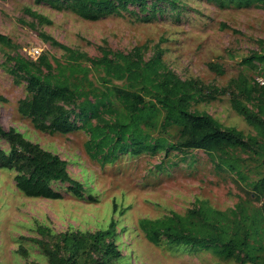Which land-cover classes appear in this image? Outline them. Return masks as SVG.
<instances>
[{"label":"rangeland","instance_id":"obj_1","mask_svg":"<svg viewBox=\"0 0 264 264\" xmlns=\"http://www.w3.org/2000/svg\"><path fill=\"white\" fill-rule=\"evenodd\" d=\"M26 7L43 13L52 22L32 27L30 23L36 19ZM128 7L138 9L133 4ZM162 8L163 12L157 11L149 21L129 11L90 20L45 2L0 0V33L12 43L0 40V123L19 128L28 138L60 154L67 160L70 174L85 186L83 198L59 180L52 185L61 191V198L29 196L17 187L15 170L0 168V264H48L47 255L33 239L40 237L38 224L56 232L96 230L107 227L113 218L117 221L116 241L124 254L118 264H256L225 258L204 248L155 244L141 229L139 219L171 211L185 213L200 199L221 210L243 203L250 215L260 209L264 217V198L250 183L264 174V157L240 153L246 158L242 162L247 173L244 180L236 172L217 169L211 156L198 148L121 153L115 162L102 165L87 152L89 135L83 129L69 133L41 131L18 111L19 100L28 95L26 81L10 72L7 54L19 51L33 57L35 47L39 55L47 53L52 59L64 54L62 47L44 41L40 30L93 56L100 54L102 44L129 51L148 43L149 57L153 45L160 43L166 63L181 77L198 78L217 87H226L241 76L251 80L264 70V61L256 62V67L241 63L253 52L264 54V6L221 7L212 0H179L176 7L163 3ZM212 61L222 63L225 72L212 70ZM193 108L208 111L224 125L246 135L257 134L254 125L233 108L229 94L201 101ZM173 133L176 135L175 128ZM0 147L10 149L5 139H0ZM261 225L264 229V221ZM253 242L262 245L259 264H264V236ZM20 245L27 248V255L19 251Z\"/></svg>","mask_w":264,"mask_h":264},{"label":"trees","instance_id":"obj_2","mask_svg":"<svg viewBox=\"0 0 264 264\" xmlns=\"http://www.w3.org/2000/svg\"><path fill=\"white\" fill-rule=\"evenodd\" d=\"M223 6H264V0H212ZM60 10H71L83 18L96 20L112 13L129 11L136 18L149 21L162 4L176 7L179 0H36ZM133 4L138 9H129ZM37 23L52 20L30 7L25 8ZM44 41L58 45L64 54L52 59L42 53L37 58L21 52L7 54L10 72L26 81L28 95L18 102V111L32 120L35 128L50 133H69L83 129L89 135L85 146L89 155L102 165L115 162L121 153L139 155L159 150L203 149L213 159L217 169L236 172L246 179L241 152L264 157V85L255 77L241 76L226 87L206 84L203 80L181 77L164 59L160 43L153 45L147 57L148 43L135 45L129 51L99 45L100 54L60 42L45 30ZM0 40H11L0 33ZM264 54L253 52L241 63L256 67ZM209 67L223 74L220 62ZM230 95L233 108L257 130L246 135L242 130L224 125L208 111L193 105L219 95ZM176 129V135L173 133ZM0 139L8 141L10 149L0 147V168L15 170L17 187L26 195L61 198L53 181L69 184L72 193L85 197V186L68 170V162L60 154L28 138L15 126L0 123ZM253 191L264 198V174L251 180ZM91 199H94L90 196ZM262 211L249 214L243 203L221 210L205 200H197L185 213H170L152 218L141 217L139 225L150 241L189 249L204 248L225 258L245 263H261L264 236ZM40 237L33 239L48 258V264H118L124 254L117 244V221L96 230L67 229L56 232L50 226L38 224ZM27 255V248L19 246Z\"/></svg>","mask_w":264,"mask_h":264},{"label":"built area","instance_id":"obj_3","mask_svg":"<svg viewBox=\"0 0 264 264\" xmlns=\"http://www.w3.org/2000/svg\"><path fill=\"white\" fill-rule=\"evenodd\" d=\"M33 58H36L40 54V50L35 47L33 49V52L31 53ZM255 81L259 83L260 85H264V70H260L256 75H255Z\"/></svg>","mask_w":264,"mask_h":264}]
</instances>
